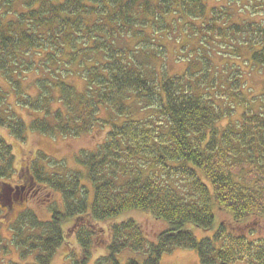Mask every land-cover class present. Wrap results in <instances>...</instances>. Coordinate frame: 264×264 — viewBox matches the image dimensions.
Returning <instances> with one entry per match:
<instances>
[{"label": "trees", "instance_id": "1", "mask_svg": "<svg viewBox=\"0 0 264 264\" xmlns=\"http://www.w3.org/2000/svg\"><path fill=\"white\" fill-rule=\"evenodd\" d=\"M244 1L263 0L210 9L206 0H0V128L21 141L30 132L76 137L108 128L70 172L42 151L16 170L0 133V250L8 223L23 260L13 264H53L73 227L81 246L73 264H87L98 244L105 252L95 264H161L176 248L195 250L201 264H264V95L258 108L241 97L236 62L264 68V23L234 19ZM183 30L198 40L194 60L171 75L158 47ZM217 36L228 47L219 51L228 60L221 71L204 55ZM31 74L34 92L24 88ZM237 104L243 111L233 119ZM42 186L62 195L46 220L26 206ZM130 211L167 228L150 239L141 222L120 219ZM197 229L211 234L199 238ZM128 250L144 260L121 262Z\"/></svg>", "mask_w": 264, "mask_h": 264}, {"label": "rangeland", "instance_id": "2", "mask_svg": "<svg viewBox=\"0 0 264 264\" xmlns=\"http://www.w3.org/2000/svg\"><path fill=\"white\" fill-rule=\"evenodd\" d=\"M206 1L208 4V8L210 9L214 7V5L226 4L228 0ZM259 4L260 6H258V4L256 3L251 4L247 1L240 3V6L235 4L236 6L232 10L234 19L237 22L241 23L244 20H255L264 23V0ZM243 7L244 10L242 9ZM219 12L220 8L217 9V13ZM208 15L211 16V13L209 12ZM163 40L165 44L161 40L160 43L164 44L165 47L163 48L159 46L158 48L167 50V53L165 55L164 61L160 60L159 64L162 65L164 62L167 72L171 75L184 73L186 68L191 64V61L194 60L192 46L194 44V46L198 44L197 38L195 36H192V39L189 38L188 31L183 30L180 36L171 37L169 35H166L163 37ZM207 41H210V45H208L207 50L204 52V55L211 59V65L213 66L214 70V67H217V69L221 71L222 68L226 66L228 60L221 53H219V51L224 52L228 47L222 42V38L219 36H217L215 40H212L210 38L207 39ZM236 62L241 65V67H238L237 69L242 75V78L240 77L241 80L244 82V88L242 89L243 95H241V97L249 100L254 108H258L261 105L260 98L264 95V68L261 69L258 67H252L250 64L244 62V58L238 59L236 60ZM33 78L34 75L31 74L24 83L25 90L29 92H34L33 87L30 85V82L33 80ZM70 80L74 83V86L79 91L83 90L85 86L83 78L78 75H74L72 76V78H70ZM11 101L14 102L13 95H11ZM226 106L231 107L229 104H227ZM17 110L23 113L21 109L17 108ZM231 110L233 111L231 117L233 119H236L243 111V107L237 104L233 107V109L231 108ZM150 111L144 110L140 112L139 115H137L142 116L143 114L154 113V110L150 109ZM102 112L103 115L101 116L105 117L109 115L108 111ZM107 130L108 128L103 130L100 126H96L94 130H92V132L85 133L76 137L50 136L42 134L40 132H30L25 141L18 140L4 128H0V133L8 140L10 144H12L16 158V170H20L22 166H29L31 161H34L36 159L37 152L42 151L49 157V160H55L54 162L57 163L56 165H54L56 170L70 172L80 168V165L78 164V155L80 154V152L82 150L95 149L101 142L105 140ZM42 162H44L45 166H49L48 163L50 161ZM49 169H52L51 166L49 167ZM15 175H17V173L14 174V177L10 180L12 183L16 184L17 181L21 179L18 178L19 176ZM26 200L28 203L26 206L34 210L41 219L46 220L51 218V205H53L54 202L60 204L62 202V195L60 193L51 191V189L47 187L42 186L40 187V189H38V191L36 190L28 193ZM217 215L219 220L225 218V214L223 212H218ZM130 217L135 218L142 223L150 239H156L157 235L167 228V225L163 221L155 219L150 214L141 211H130L124 214L120 219ZM67 226L69 225L67 224ZM106 226L104 225V227ZM71 229L72 230H70V234L68 231L69 235H67L65 239L66 241L56 252L53 264H73L72 254L76 255V257H79L81 253V246L77 241L76 235L73 233L74 230H76V227H73ZM2 233L6 238L4 240V246H7L6 250H0V264H13V262L23 263V260H21L20 258L19 249L14 244L9 243L11 242L13 234L8 226V223H5L2 226ZM196 234L199 238H201L211 233L197 229ZM104 252L105 250L103 249V246L101 244H98L87 264H95L97 257H99V255L101 254H104ZM129 258H136L139 261H143L145 255L129 250L124 251L118 255V259L121 262H126ZM161 264H201V262L198 253L195 250L176 248L171 253H166L163 255ZM233 264L247 263L236 262Z\"/></svg>", "mask_w": 264, "mask_h": 264}]
</instances>
